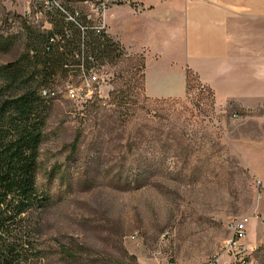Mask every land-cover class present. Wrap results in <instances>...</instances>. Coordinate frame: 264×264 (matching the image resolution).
<instances>
[{
	"label": "rangeland",
	"instance_id": "obj_1",
	"mask_svg": "<svg viewBox=\"0 0 264 264\" xmlns=\"http://www.w3.org/2000/svg\"><path fill=\"white\" fill-rule=\"evenodd\" d=\"M24 7L0 0V41L15 40L0 66L25 53L26 27L42 32ZM121 51L89 101L67 96L78 72L48 86L37 189L50 205L31 216L21 264H264V181L252 172L264 174V105H219L193 73L183 99H150L143 56ZM136 171L147 185L126 189ZM244 218L238 255L226 243Z\"/></svg>",
	"mask_w": 264,
	"mask_h": 264
},
{
	"label": "crops",
	"instance_id": "obj_2",
	"mask_svg": "<svg viewBox=\"0 0 264 264\" xmlns=\"http://www.w3.org/2000/svg\"><path fill=\"white\" fill-rule=\"evenodd\" d=\"M107 23L112 40L143 56L148 98L183 99L193 73L219 105H264V0H134L113 7Z\"/></svg>",
	"mask_w": 264,
	"mask_h": 264
},
{
	"label": "trees",
	"instance_id": "obj_3",
	"mask_svg": "<svg viewBox=\"0 0 264 264\" xmlns=\"http://www.w3.org/2000/svg\"><path fill=\"white\" fill-rule=\"evenodd\" d=\"M55 27L63 33L65 26L57 22ZM26 32L25 53L0 66V264H21L28 258L35 230L31 216L50 205V197L37 189L40 147L51 110L50 100L42 91L57 75L69 72L66 65L75 64L69 53L78 47L81 37L73 28L72 40L63 46H50V34L30 27ZM14 41L1 40L0 52L12 49ZM85 43L87 62L89 58L108 62L121 58L120 44L109 36L100 38L89 31ZM142 68L145 72V64ZM189 79L188 73L187 82ZM129 178L126 189L147 185L141 171Z\"/></svg>",
	"mask_w": 264,
	"mask_h": 264
},
{
	"label": "built area",
	"instance_id": "obj_4",
	"mask_svg": "<svg viewBox=\"0 0 264 264\" xmlns=\"http://www.w3.org/2000/svg\"><path fill=\"white\" fill-rule=\"evenodd\" d=\"M134 0H25L23 18L41 28L45 34H50L49 45H61L73 39V28L81 32L78 47L69 54L74 56L75 64L66 65L69 71L79 73V85L69 84L67 96L73 101H89L95 93L100 92L105 83V69L109 65L106 59H87L86 34L91 31L97 37L108 36L107 17L115 6L131 5ZM64 24L63 33L56 31L55 24ZM51 48L49 47L50 50ZM63 50V49H62ZM42 96H55L51 90L44 89ZM248 218L234 222L230 231L232 237L226 243L229 252L243 254L247 248L242 242L247 235Z\"/></svg>",
	"mask_w": 264,
	"mask_h": 264
}]
</instances>
